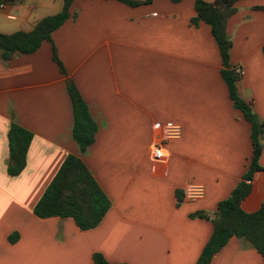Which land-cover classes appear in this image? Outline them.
Returning a JSON list of instances; mask_svg holds the SVG:
<instances>
[{
	"label": "crops",
	"instance_id": "obj_1",
	"mask_svg": "<svg viewBox=\"0 0 264 264\" xmlns=\"http://www.w3.org/2000/svg\"><path fill=\"white\" fill-rule=\"evenodd\" d=\"M214 1V0H207ZM195 0H73L52 33L65 72L43 40L31 53L0 55V264H95L93 253L127 264H195L212 232L218 200L243 179L252 153L250 122L236 108L221 75L210 26L191 22ZM226 31L231 66L243 72L238 94L264 121V0H237ZM62 0L0 5V32L29 30L57 12ZM262 6V7H260ZM71 79L97 124L83 151L72 136ZM32 133L26 163L9 175L7 131ZM166 122L181 136L165 138ZM168 160L153 171L149 146ZM68 153L87 165L110 200L101 220L81 229L71 216L40 217L33 207ZM259 163L264 166L263 148ZM199 182L195 201L185 185ZM241 200L253 211L264 200V170L253 172ZM209 264H264L244 237L231 236Z\"/></svg>",
	"mask_w": 264,
	"mask_h": 264
},
{
	"label": "trees",
	"instance_id": "obj_2",
	"mask_svg": "<svg viewBox=\"0 0 264 264\" xmlns=\"http://www.w3.org/2000/svg\"><path fill=\"white\" fill-rule=\"evenodd\" d=\"M13 1L15 0H0V5ZM72 1L62 0V6L57 12L44 15L29 30L0 32L1 58L8 60L16 52L31 53L40 46L43 40H48L52 44L53 60L59 70L65 72L52 42L51 33L70 16ZM120 1L129 5H137L151 0ZM236 1L195 0L196 14L191 17L192 23L203 20L210 26L223 65L221 75L227 84L233 105L240 109L243 116L250 122L252 142V153L248 167L243 173V179L235 184L226 197L218 200L216 210L212 215L204 210L191 214L208 218L213 225L212 232L202 246L195 264H209L212 255L233 235L249 240L264 259V200L253 211H245L241 207V200L250 189V183L247 180L251 179L255 170H264V166L259 163V156L263 148L264 121L253 111L250 103L238 94L236 82L240 78V74L234 71L229 62L232 41L226 31V23L229 16L236 10ZM262 50L264 54V46ZM66 85L73 113L72 136L79 149L83 151L94 141L97 124L75 83L71 79H67ZM31 138L30 130L15 122L10 124L7 131L9 150L7 173L9 175L20 173L25 166L27 148ZM109 205V197L100 187L87 165L78 155L68 153L35 202L33 210L40 217L71 216L81 229H87L95 226L101 220ZM93 260L95 264H127L123 261L110 262L100 252L93 253Z\"/></svg>",
	"mask_w": 264,
	"mask_h": 264
},
{
	"label": "built area",
	"instance_id": "obj_3",
	"mask_svg": "<svg viewBox=\"0 0 264 264\" xmlns=\"http://www.w3.org/2000/svg\"><path fill=\"white\" fill-rule=\"evenodd\" d=\"M3 5V4H1ZM234 71L238 74H242L241 67H234ZM182 127L178 123L166 122L164 124L163 135L165 138H177L181 136ZM149 159L152 164L153 171L158 172L159 169L166 164L168 160V152L164 145L158 141H153L149 146ZM205 194V186L199 182L190 181L185 185L184 195L190 201H195L202 198Z\"/></svg>",
	"mask_w": 264,
	"mask_h": 264
}]
</instances>
